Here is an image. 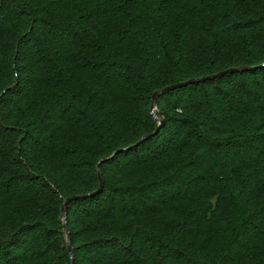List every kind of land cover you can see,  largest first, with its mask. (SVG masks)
<instances>
[{
  "label": "trees",
  "instance_id": "obj_1",
  "mask_svg": "<svg viewBox=\"0 0 264 264\" xmlns=\"http://www.w3.org/2000/svg\"><path fill=\"white\" fill-rule=\"evenodd\" d=\"M262 65L264 0H0V264L77 196L75 264H264Z\"/></svg>",
  "mask_w": 264,
  "mask_h": 264
},
{
  "label": "water",
  "instance_id": "obj_2",
  "mask_svg": "<svg viewBox=\"0 0 264 264\" xmlns=\"http://www.w3.org/2000/svg\"><path fill=\"white\" fill-rule=\"evenodd\" d=\"M264 66V65H262ZM260 66V67H262ZM250 69H255V68H247V67H244V68H231V69H228L224 72H221V73H218L216 75H213V76H209V77H204V78H200V79H192L190 81H187V82H182V83H178V84H174V85H171V86H168L164 89H161L157 92L154 93L153 95V98H152V107H151V112H152V115L154 117V119L156 121L159 122V127L157 128L156 132L154 134H156L157 132H159V130L161 129V127L165 124V120L158 116L157 113H156V109H157V100L159 97L163 96V95H166L178 88H181V87H184V86H187L189 84H193V83H198V82H203V81H207V80H213L217 77H220L222 75H225L227 73H232V72H239L241 70H250ZM150 138V135H147L145 136L143 140H146ZM97 171H98V178H99V184H100V188L98 191H101L104 187V177L103 175L101 174L100 172V163L98 164L97 166ZM79 197H71V198H68L64 201V204L62 206V209H61V218H62V223H63V229H64V232L66 234V237H67V246H68V252H69V255L71 257V260H72V264H75L74 263V258H73V251H72V247H71V244H70V230H69V227H68V224H67V210H68V206L70 205V203L76 199H78Z\"/></svg>",
  "mask_w": 264,
  "mask_h": 264
}]
</instances>
